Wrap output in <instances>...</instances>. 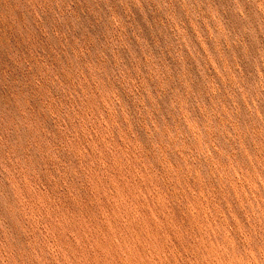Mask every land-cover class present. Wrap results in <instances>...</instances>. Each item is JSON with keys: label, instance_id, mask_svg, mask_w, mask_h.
Masks as SVG:
<instances>
[{"label": "rangeland", "instance_id": "rangeland-1", "mask_svg": "<svg viewBox=\"0 0 264 264\" xmlns=\"http://www.w3.org/2000/svg\"><path fill=\"white\" fill-rule=\"evenodd\" d=\"M0 264H264V0H0Z\"/></svg>", "mask_w": 264, "mask_h": 264}]
</instances>
